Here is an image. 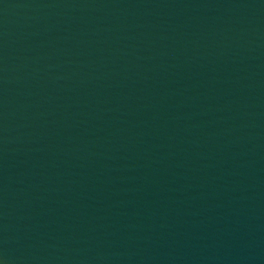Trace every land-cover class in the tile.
I'll return each mask as SVG.
<instances>
[{
    "label": "water",
    "instance_id": "obj_1",
    "mask_svg": "<svg viewBox=\"0 0 264 264\" xmlns=\"http://www.w3.org/2000/svg\"><path fill=\"white\" fill-rule=\"evenodd\" d=\"M0 264H264V0H0Z\"/></svg>",
    "mask_w": 264,
    "mask_h": 264
}]
</instances>
